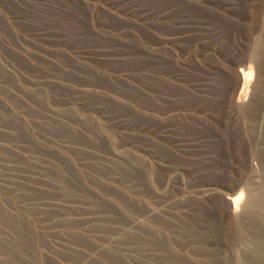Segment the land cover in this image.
Returning <instances> with one entry per match:
<instances>
[{
    "label": "rangeland",
    "instance_id": "1",
    "mask_svg": "<svg viewBox=\"0 0 264 264\" xmlns=\"http://www.w3.org/2000/svg\"><path fill=\"white\" fill-rule=\"evenodd\" d=\"M0 264H264V0H0Z\"/></svg>",
    "mask_w": 264,
    "mask_h": 264
},
{
    "label": "bare ground",
    "instance_id": "2",
    "mask_svg": "<svg viewBox=\"0 0 264 264\" xmlns=\"http://www.w3.org/2000/svg\"><path fill=\"white\" fill-rule=\"evenodd\" d=\"M243 199V198H242ZM235 202H236V200L235 199H232V204H233V206L235 205Z\"/></svg>",
    "mask_w": 264,
    "mask_h": 264
}]
</instances>
